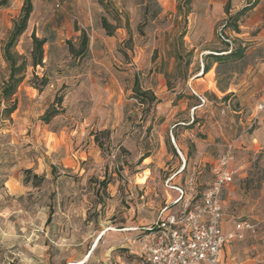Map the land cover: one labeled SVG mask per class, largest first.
<instances>
[{
    "label": "rangeland",
    "instance_id": "374dc122",
    "mask_svg": "<svg viewBox=\"0 0 264 264\" xmlns=\"http://www.w3.org/2000/svg\"><path fill=\"white\" fill-rule=\"evenodd\" d=\"M22 1L11 0L0 9V75L5 70L3 45ZM138 1L125 0L122 6L121 0H104L100 8L113 36L104 32V46L94 62L85 63L79 82L54 75L52 87L33 96L26 89L32 72L28 67L9 102L16 105L9 119L1 115L5 104L0 103V264H134L142 231L132 229L155 224L161 209L176 199L168 186L185 187L197 148L226 151L233 145V151H264L260 124L250 127L246 122L258 99L248 101L246 93L236 92L221 104L203 95L206 103L196 108L199 100L187 86L201 75L202 52L189 49L187 32L205 41V50H224L223 42L233 49L245 45L242 23L240 34L222 26L252 0L215 5L209 18L199 9L190 16L191 6L185 16V7L178 10L183 0L167 8L150 0L151 16L135 8ZM33 5L37 20L65 18L60 0H33ZM84 10L81 2L79 16L72 15L83 19ZM36 30L39 36L41 31L52 35L50 29L31 32L29 26L15 48L26 60ZM74 39L69 36L77 46ZM70 60L64 41L63 48L44 56L43 68L35 71L63 70ZM134 79L142 90L152 91L158 103L141 105L135 100ZM57 97L62 98L61 112L46 124L41 117ZM230 118L237 131L232 124L229 129ZM95 135L103 149L95 144ZM174 144L187 151L190 168L179 179H173L175 160L168 155ZM147 151L157 158L140 163L150 156ZM236 162L246 169L247 178L239 174L223 190V220L229 229L234 222L246 221L253 232L227 245L222 263L264 264V158L243 153L236 155ZM212 164L200 168L197 195L210 183ZM26 171L43 180L38 186L35 180L24 183ZM103 179L104 193L98 185Z\"/></svg>",
    "mask_w": 264,
    "mask_h": 264
},
{
    "label": "crops",
    "instance_id": "0c3cea01",
    "mask_svg": "<svg viewBox=\"0 0 264 264\" xmlns=\"http://www.w3.org/2000/svg\"><path fill=\"white\" fill-rule=\"evenodd\" d=\"M60 1L62 4L60 9L65 16L63 22H61L59 18H56L52 21H44L42 19L37 20L36 18H33L35 15V9L33 5V12L29 18L27 29L30 26L31 32L37 28H40L43 31L45 29L52 30L50 33L52 35H44L41 31L39 36L37 30L35 33L37 38H45L48 41L44 47L45 59L47 57H51L57 48H63L64 41H68L70 35L75 38V41L76 38L78 39L81 31H84L87 34L89 46L86 56L81 60L75 69L69 72L67 76L60 77L61 81L75 78L77 82H79V80H81L84 75L82 73H84L83 69L85 63L87 62V64H89L90 62H94V55L98 54L99 50L104 46V29L102 28V18L104 17L102 12L104 11L100 8L99 4L100 1L104 3V0ZM121 1L122 6L127 5L125 0ZM254 1H256L255 7L247 15L241 25V28L243 29L242 36L248 38L246 40L247 49L245 50L241 59L237 60L232 58H222L217 62H213L211 59H205V57L209 55H218L217 52L222 50L203 49V46L206 44V42L195 38V34L192 35L191 32H187L188 36H186L185 39L189 49L194 51L202 49V52L199 55L201 75L197 78L190 79L187 84L190 90L195 92L196 95H205L207 98L221 103L225 96L231 97V95L235 94L236 92H243L246 93L248 101H254L258 99L259 104H264V0H252V2ZM81 2H83L85 6L83 19L74 17L72 15L77 14V16H79V5ZM227 2L228 0H195L191 4L190 16L193 15V12H195L194 15H196V11L199 9L202 15L209 18L215 5L218 7H223ZM154 3L160 8H167V6L169 7L175 5V0H154ZM135 8H143L144 11L147 8L150 11V0H139L136 2ZM121 9L128 10L127 8ZM238 10L240 9H236V11ZM231 49L232 47L230 46L229 51H231ZM228 53L229 52L222 54L226 55ZM204 64H207L210 67L206 74L202 72ZM48 86L52 87L50 84H48ZM26 89L34 96L36 91L33 88L29 87ZM262 112V116L257 121L261 127L260 131L264 133V110ZM228 120L229 129L231 128L232 124V126L236 128L237 131L235 119L230 118ZM249 120L250 117L247 118L246 122L249 123ZM238 138L240 139V136ZM173 148L175 151L171 150L168 155L170 158H174L175 160L173 168H175L177 172L173 179H179L182 173H188L190 171L189 164L186 160L187 151H183L182 147L180 150L175 144ZM147 152L150 154V156L145 158L143 163H145L146 160H150V162H152L154 158H157V156H153V152ZM164 152L167 153V151H159L158 155H161ZM221 152L223 151H216L214 148H209L208 150L204 147L197 148V151H195L193 164L204 167L205 164L212 163L217 155ZM243 153L264 154V151H234L235 157L236 155H242ZM235 171L236 176L240 174L241 178H247L246 169L243 170L242 168L238 167L237 162H235ZM232 228L233 226L230 229L226 227V223L223 220L222 229L224 232H229L232 230ZM224 249H226V246ZM137 254H139V251Z\"/></svg>",
    "mask_w": 264,
    "mask_h": 264
},
{
    "label": "built area",
    "instance_id": "2783aa9c",
    "mask_svg": "<svg viewBox=\"0 0 264 264\" xmlns=\"http://www.w3.org/2000/svg\"><path fill=\"white\" fill-rule=\"evenodd\" d=\"M191 92L199 100L196 108L202 107L205 99ZM263 110V103L255 107L249 120L250 127L256 124ZM232 147L229 145L226 151L217 155L209 168L210 183L198 195L194 187L201 166L197 164L189 172L185 187L168 186L176 193V199L161 209L156 223L132 229L143 232L137 237L139 259L134 264H223L221 257L225 246L242 241L246 232H253V226L245 221L234 222L229 232L222 229L221 195L236 176ZM171 179L166 180V185Z\"/></svg>",
    "mask_w": 264,
    "mask_h": 264
},
{
    "label": "trees",
    "instance_id": "16d2710c",
    "mask_svg": "<svg viewBox=\"0 0 264 264\" xmlns=\"http://www.w3.org/2000/svg\"><path fill=\"white\" fill-rule=\"evenodd\" d=\"M11 0H0V9L6 8ZM195 0H183L182 5L178 7V10H181V7H185V16L188 15L189 9L191 4ZM100 6H104V3L102 1L99 2ZM256 1L249 3L245 7L238 10L233 15H228L227 7L226 5V14L229 16L225 23L223 24V29L230 28L232 32L236 34H240L239 31V25L240 23H243L244 19L247 17V15L252 11V9L255 7ZM33 12V0H23L19 16L16 20H14L12 27L7 35L6 41L3 45L2 49V60L5 64V70L2 75H0V103H4V108L1 111V115L9 119L10 116L13 114V112L16 110L15 103L9 104L11 98L15 95L17 92L19 86L24 82L26 70L28 67L32 69L31 72V79L29 80V86L33 88L37 93H42L43 90L48 86L50 78L52 76H58V77H65L69 74L70 71L75 69L80 60L83 59L87 52H88V46H89V39L87 34L84 31L80 32V35L78 37V45L75 46L72 44L71 41H66V46L68 53L70 55V62L68 63L67 67L63 70H56V71H49V70H42L40 73H37L35 70L36 68H43V60H44V47L47 44V39L45 38H37L35 33H32L30 36L31 39V49L29 51V60H26L23 56L19 55L15 48L22 37V35L26 32L28 21ZM146 14L153 15L147 8L145 10ZM102 28L104 29L106 37H112L113 31L108 24L105 17L102 18ZM223 45L225 47L224 50L217 52L218 55H209L205 57V59H211L213 62H217L221 60L222 58H232V59H241L244 55L245 50L247 49V44L245 45H239L236 48H232L231 51L230 45L228 42H223ZM228 54H222L227 53ZM189 65V61H186L185 66ZM209 65L204 64L202 72L206 74L209 70ZM133 97L135 100H137L141 105L146 104V101H149L151 103H158V100L154 96L153 92L150 90H142L139 86L138 80L134 79L133 83ZM230 96H225L221 103H224ZM62 104V98L57 97L55 104L50 107L44 115L41 117V121L44 123H48L51 118L57 116L61 111L60 107ZM94 142L95 144L100 148L103 149V145L100 143L99 138L97 135L94 136ZM173 151L174 148H172ZM261 156L264 158V154H261ZM147 158V157H145ZM143 158L140 163L145 159ZM26 178L24 180V183H30L32 180H35L37 183H34V186H38V183H40L43 178L32 175L30 171H26ZM100 190L104 193V190L107 186V182L100 181L98 183ZM222 196V195H221ZM104 207V204H102V208ZM174 206H171L170 208H173ZM246 222V221H245ZM143 232L139 233L138 236L142 235ZM139 256L135 257V261H138Z\"/></svg>",
    "mask_w": 264,
    "mask_h": 264
}]
</instances>
